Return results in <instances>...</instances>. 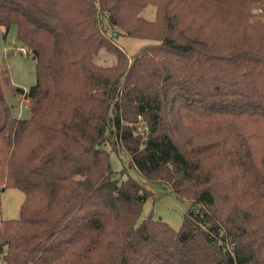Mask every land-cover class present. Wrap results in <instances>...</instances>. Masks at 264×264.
Returning <instances> with one entry per match:
<instances>
[{"label": "trees", "instance_id": "obj_1", "mask_svg": "<svg viewBox=\"0 0 264 264\" xmlns=\"http://www.w3.org/2000/svg\"><path fill=\"white\" fill-rule=\"evenodd\" d=\"M12 28L37 81L15 117L0 50V264H264V0H0ZM110 152L190 202L179 229Z\"/></svg>", "mask_w": 264, "mask_h": 264}, {"label": "rangeland", "instance_id": "obj_2", "mask_svg": "<svg viewBox=\"0 0 264 264\" xmlns=\"http://www.w3.org/2000/svg\"><path fill=\"white\" fill-rule=\"evenodd\" d=\"M146 18L153 20L155 11L148 8L144 12ZM15 28L7 34L4 39L0 36V50L5 66L7 67L12 84L16 88L14 95L8 96V102L12 106V114L18 118H27L29 116L27 108L20 93L17 90L27 91L36 84L37 70L34 57L27 51V54L20 52V45L15 43ZM115 43L124 51L129 58L137 53L143 46L148 44L147 40L130 38L127 36H115ZM99 64L106 66L114 63V56L102 52ZM92 83L88 86L92 89ZM110 149V147H108ZM110 161L112 169L117 178H121V171L128 169V157L123 153L117 154L110 152ZM126 167V168H125ZM128 175L135 179L146 189L152 191L150 197L146 200L142 208L141 218L153 215L155 218H161L175 229H179L183 217L190 208V202L181 200L170 189L167 184H152L147 181L136 169H128ZM127 174H124V179ZM24 201V193L17 188H7L1 194L2 217L6 220L16 219L19 217L20 207Z\"/></svg>", "mask_w": 264, "mask_h": 264}, {"label": "built area", "instance_id": "obj_3", "mask_svg": "<svg viewBox=\"0 0 264 264\" xmlns=\"http://www.w3.org/2000/svg\"><path fill=\"white\" fill-rule=\"evenodd\" d=\"M20 52L23 53V54H27V51L25 48H20Z\"/></svg>", "mask_w": 264, "mask_h": 264}, {"label": "water", "instance_id": "obj_4", "mask_svg": "<svg viewBox=\"0 0 264 264\" xmlns=\"http://www.w3.org/2000/svg\"><path fill=\"white\" fill-rule=\"evenodd\" d=\"M18 91V93H20V94H24L25 93V91L24 90H17Z\"/></svg>", "mask_w": 264, "mask_h": 264}]
</instances>
